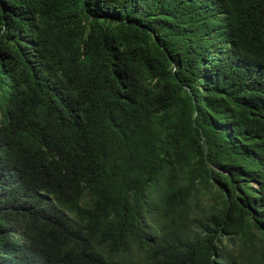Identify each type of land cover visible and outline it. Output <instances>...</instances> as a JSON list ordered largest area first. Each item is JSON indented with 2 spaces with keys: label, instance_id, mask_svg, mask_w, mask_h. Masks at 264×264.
I'll use <instances>...</instances> for the list:
<instances>
[{
  "label": "trees",
  "instance_id": "1",
  "mask_svg": "<svg viewBox=\"0 0 264 264\" xmlns=\"http://www.w3.org/2000/svg\"><path fill=\"white\" fill-rule=\"evenodd\" d=\"M0 264H264V0H0Z\"/></svg>",
  "mask_w": 264,
  "mask_h": 264
}]
</instances>
